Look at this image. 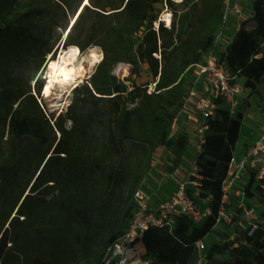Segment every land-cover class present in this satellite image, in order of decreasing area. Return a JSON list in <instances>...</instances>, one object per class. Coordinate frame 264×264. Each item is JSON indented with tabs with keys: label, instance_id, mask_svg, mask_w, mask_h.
Instances as JSON below:
<instances>
[{
	"label": "trees",
	"instance_id": "1",
	"mask_svg": "<svg viewBox=\"0 0 264 264\" xmlns=\"http://www.w3.org/2000/svg\"><path fill=\"white\" fill-rule=\"evenodd\" d=\"M176 1L0 0V264H103L153 153L169 149L170 170L181 165L189 137L171 135V123L197 80L195 66L216 46L226 0ZM162 2L178 14L167 26L157 22ZM249 5L250 16L218 56L262 98L264 0ZM58 28H70L64 45L99 47L102 58L54 116L40 101L42 81L35 80V93L31 81ZM118 63L135 76L145 64L153 87L127 85L112 72ZM214 103L195 157L198 186L187 187L210 214L198 223L179 216L171 231H146L141 242L150 232L157 238L144 246L149 264H196L200 256L206 264H264V179L256 166L242 176L243 191L262 206L253 221L232 197L222 199L244 117L221 97ZM207 235L216 240L199 250L196 242Z\"/></svg>",
	"mask_w": 264,
	"mask_h": 264
},
{
	"label": "built area",
	"instance_id": "2",
	"mask_svg": "<svg viewBox=\"0 0 264 264\" xmlns=\"http://www.w3.org/2000/svg\"><path fill=\"white\" fill-rule=\"evenodd\" d=\"M240 0H226L223 14V26L217 33V38L224 26L227 24L231 15L238 18L242 15ZM250 3V0H244ZM241 20V19H240ZM214 49L209 50L204 56V61L195 66L197 78H201L206 86L205 92L200 96H195L192 89L184 106L190 99L194 98L193 109L200 116L198 133L200 142L202 134L207 128L205 121L212 114L216 97H221L229 105L231 113L237 110V95L242 92L238 85L237 76L232 74L227 67L219 60L218 54ZM152 84L151 86H153ZM151 87L149 88V90ZM247 166H256L258 169L257 178L264 179V130L259 134L252 144L242 151L239 158L233 155L227 177L222 187V199L228 196V189L238 180L242 179ZM199 167L196 160H192L186 174V179L180 181L172 196L159 203L152 201L153 194L144 186H139L133 192L134 207L131 216L124 227L120 236L106 249L103 264H147L140 258V243L143 234L150 229H167L171 231L175 219L179 216H187L194 222H200L210 214L208 207L199 206L187 193V187L198 186ZM222 214V210L219 212ZM199 250L203 249L202 241L196 242ZM196 264H206L203 256H200Z\"/></svg>",
	"mask_w": 264,
	"mask_h": 264
},
{
	"label": "rangeland",
	"instance_id": "3",
	"mask_svg": "<svg viewBox=\"0 0 264 264\" xmlns=\"http://www.w3.org/2000/svg\"><path fill=\"white\" fill-rule=\"evenodd\" d=\"M176 2H179L177 0ZM240 5L242 8V15H244L245 18H248L250 16V5L247 1L240 0ZM178 11L181 9L178 6H174ZM157 11V22L162 21L164 26H167V23L162 20L165 14H169L170 16V23L173 21L178 14H174L170 8H168L164 2L158 4L156 6ZM241 19V20H240ZM238 20L237 17L231 15L229 18L227 24L224 26L223 30L220 32L219 37L217 38L216 47L217 48H223L225 41L229 40L232 33L235 31V29L238 27L239 22L243 20V16ZM154 25V24H153ZM169 25V24H168ZM219 33V32H218ZM135 41L140 40V35L134 36ZM64 32L61 29H57L56 33L54 35L53 39V48L51 52L47 53L43 59V62L41 64V67L39 71L37 72V75L35 79L31 81V90L32 93H35V80L38 78V80L42 81V89L40 92V101L42 105L44 106V109L49 115L57 116L60 112H64L69 105V103L72 100V89L77 85L81 84L85 79H88L90 75L92 74L94 68H90V61L92 60L93 54H102L101 49L99 47H89L83 51L78 52L77 58L75 60L76 65L85 66L87 69H89V72L81 79L75 81L73 84L68 86L69 91L65 95L63 101L59 100V88L58 83L55 84L52 94L49 97H46L44 95V84L48 80L47 78V62L49 58H54L55 60L58 59V56L60 52L66 51L69 48V45H64ZM131 66L129 64L123 63L121 65H115L113 68V73L116 75L119 79L123 80L127 85H129L131 82H136L138 84H147L148 86L152 84V78L150 76V72L148 70V67L145 64H142L141 66V72L139 75L135 76L134 74H131L130 72ZM244 79H238L237 83L241 87L242 92L237 95V110L243 113L244 117V123L243 125H249L251 129H253L254 133L257 134L260 129L264 125V75L258 80L257 87L259 91L262 94V98L257 97L254 93H252L249 89H247L244 86ZM195 85V84H194ZM153 87V86H152ZM206 89V88H205ZM205 92V90L203 91ZM202 94L201 91L195 90V96H200ZM194 101V98L192 99V102ZM179 118H182L181 109L176 113L175 118L172 120L171 127H170V134L177 135L178 133V124ZM197 122H200V116L196 114ZM197 127V126H196ZM181 132V131H180ZM199 135V133H197ZM247 137V138H246ZM253 137V136H252ZM250 138V135L244 136L238 141V145L235 148V152H237V155L240 156V153L243 150H246L247 146H250V142L253 141V138ZM199 143L198 138L193 141L194 147H197ZM172 156L169 149H162L158 148L152 156L151 164L148 170V176L153 177H161L162 172H169L172 167ZM247 182V177H243L242 179L235 182L229 189H228V196L233 198L234 203H238L242 205L247 211V220L253 221L257 218V213L262 210V206L259 203V200L257 197L249 198L243 191V187L245 183ZM151 184L150 182L148 183ZM227 199V198H226ZM233 209L230 208L226 212H231ZM226 212L222 210V214L226 215ZM157 240L156 235L153 232L148 233L142 242V245L145 246L151 243H155ZM216 239L214 237H208L207 240H204V246L206 247L210 243L214 242ZM145 253V248L143 251L140 252V258L143 260V254ZM149 264V262H147Z\"/></svg>",
	"mask_w": 264,
	"mask_h": 264
},
{
	"label": "crops",
	"instance_id": "4",
	"mask_svg": "<svg viewBox=\"0 0 264 264\" xmlns=\"http://www.w3.org/2000/svg\"><path fill=\"white\" fill-rule=\"evenodd\" d=\"M236 29H235V31H236ZM234 32L232 33L229 40L225 41L223 48L220 49V48L216 47V49H215L216 54H219L224 49V47L230 42V40L232 39V37L234 35ZM238 79H243V78L238 77ZM205 88H206V86H205L204 81L201 78H197L195 85L193 87L194 92H195V90L196 91L198 90V91H201L203 94L204 93L203 91L205 90ZM192 105H193V102H192V99H190L189 102L185 106H183V108L181 109L182 118L178 119L180 124H178V127H177L178 132L177 133L178 134H180V133L186 134L189 137V150L185 154L181 165L179 167H177L174 171L170 170L169 172H162L161 177H153L151 175L147 176L145 178L144 182L142 183V186H144L148 191H150V193L153 194L152 201L154 203H159L161 201H164L173 195V193L175 192V190L177 188L178 183L180 181H183L186 179V174H187V171L190 167V164H191L192 160L195 159L197 153L200 150V136L197 135L199 123L197 122L196 113H195ZM243 123H244V118H243V122H242V125L240 128V136H239L238 141L241 138H243V140H244L245 139L244 136H246L247 134L250 135V138L253 136L252 140L254 141V139L259 134H261L262 131L264 130V125H263V127L260 129V131L257 134H255L253 129H251L249 127V125H243ZM197 138L199 140V143H198L197 147H194V145L192 143ZM238 141L235 143V148L238 145ZM253 141H251L250 144H252ZM242 151H244L243 148H242ZM234 155H235V158H237V159L239 158V156L237 155V152H235V150H234ZM149 182L151 183L150 185L148 184ZM191 186H193V185H191ZM208 237H212V236L207 235L204 240L206 241ZM138 248H139L140 252L144 250V246L142 245V242L138 243Z\"/></svg>",
	"mask_w": 264,
	"mask_h": 264
},
{
	"label": "bare ground",
	"instance_id": "5",
	"mask_svg": "<svg viewBox=\"0 0 264 264\" xmlns=\"http://www.w3.org/2000/svg\"><path fill=\"white\" fill-rule=\"evenodd\" d=\"M88 3H89L88 0H84L83 5H87ZM77 15L71 21V25H73ZM162 20L166 22L167 25L170 24L169 14H165ZM69 29L70 28H68L66 32H64V37H67L69 33ZM63 50L60 52L57 60H55L54 58H49L47 62L48 80L44 84V95L46 97H49L52 94V90L55 84L58 83L59 100L61 101H63L65 95L69 91L68 86H70L77 80L78 81L81 80L89 72V69L83 66V64L81 65L75 64V60L79 52V48L76 45H69L68 50L66 51ZM101 58H102V54L100 53L93 54L89 67L94 68L97 65V63L101 60ZM121 64L123 63H118L117 65H121Z\"/></svg>",
	"mask_w": 264,
	"mask_h": 264
},
{
	"label": "water",
	"instance_id": "6",
	"mask_svg": "<svg viewBox=\"0 0 264 264\" xmlns=\"http://www.w3.org/2000/svg\"><path fill=\"white\" fill-rule=\"evenodd\" d=\"M70 25H71V23H70ZM66 37H64V39H65ZM95 68V67H94ZM94 71V70H93Z\"/></svg>",
	"mask_w": 264,
	"mask_h": 264
}]
</instances>
